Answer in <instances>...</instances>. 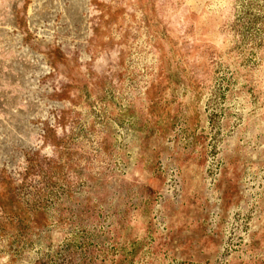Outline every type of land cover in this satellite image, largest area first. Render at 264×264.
Masks as SVG:
<instances>
[{"label":"rangeland","instance_id":"1","mask_svg":"<svg viewBox=\"0 0 264 264\" xmlns=\"http://www.w3.org/2000/svg\"><path fill=\"white\" fill-rule=\"evenodd\" d=\"M0 264H264V0H0Z\"/></svg>","mask_w":264,"mask_h":264}]
</instances>
